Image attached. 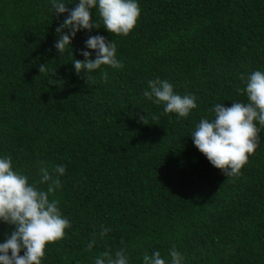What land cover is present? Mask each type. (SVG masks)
Returning <instances> with one entry per match:
<instances>
[{
    "label": "trees",
    "instance_id": "obj_1",
    "mask_svg": "<svg viewBox=\"0 0 264 264\" xmlns=\"http://www.w3.org/2000/svg\"><path fill=\"white\" fill-rule=\"evenodd\" d=\"M139 6L128 36L108 33L93 9L101 28L79 32L72 55L61 57L53 43L66 14L54 16L47 0H0V155L30 182L40 161L66 168L50 199L71 227L46 246L43 264H93L121 247L141 264L145 253L172 246L186 264H264V131L235 178L188 136L214 103L245 101L236 92L241 74L264 71V0ZM97 34L115 41L123 68L102 65L87 81L71 61L84 59V40ZM157 77L195 95L188 118L143 97ZM102 227L110 231L86 250ZM10 231L0 223V241Z\"/></svg>",
    "mask_w": 264,
    "mask_h": 264
},
{
    "label": "clouds",
    "instance_id": "obj_2",
    "mask_svg": "<svg viewBox=\"0 0 264 264\" xmlns=\"http://www.w3.org/2000/svg\"><path fill=\"white\" fill-rule=\"evenodd\" d=\"M54 16L62 14L64 19L56 27L57 39L53 47L61 55H72V42L81 31L92 32L101 28L93 18L92 10L98 12L103 28L112 36H128L141 15L139 0H47ZM75 4V7H67ZM81 59L71 61L77 75L83 74L89 81V74L107 65L122 69L123 63L117 58L114 40L108 41L103 35H89L80 49ZM94 55L95 58H92ZM45 72V65L39 68ZM239 80L237 94L246 97L244 102L233 101L230 106L222 102L210 108L211 118L201 117L190 131L193 145L209 163L227 177H239L241 169L260 146L261 132L264 131V71L253 70ZM143 97L155 105H162L163 114H174L188 118L197 107L192 94L181 95L174 91L167 80L157 77L147 81ZM141 120L145 122L144 117ZM39 180L16 170L11 157L0 155V223L7 224L11 231L0 241V264H43L46 246L64 238L70 221L63 215L58 201L50 199L62 188L61 177L65 175L63 164L46 165L39 162ZM109 228L102 227L85 245L92 250L97 239L102 240ZM23 253V254H21ZM93 264H130L126 247L114 252L105 250L93 258ZM141 264H186L185 256L172 246L162 255L159 249L145 253Z\"/></svg>",
    "mask_w": 264,
    "mask_h": 264
}]
</instances>
